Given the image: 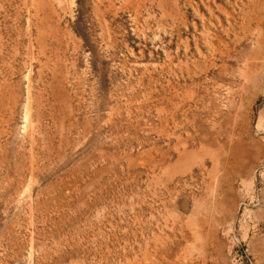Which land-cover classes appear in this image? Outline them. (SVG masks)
<instances>
[{
	"label": "rangeland",
	"instance_id": "obj_1",
	"mask_svg": "<svg viewBox=\"0 0 264 264\" xmlns=\"http://www.w3.org/2000/svg\"><path fill=\"white\" fill-rule=\"evenodd\" d=\"M0 264H264V0H0Z\"/></svg>",
	"mask_w": 264,
	"mask_h": 264
}]
</instances>
